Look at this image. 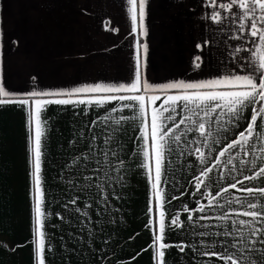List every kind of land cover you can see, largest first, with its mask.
Instances as JSON below:
<instances>
[{
    "label": "crops",
    "instance_id": "obj_1",
    "mask_svg": "<svg viewBox=\"0 0 264 264\" xmlns=\"http://www.w3.org/2000/svg\"><path fill=\"white\" fill-rule=\"evenodd\" d=\"M228 2L216 0L213 7L211 0H147L148 34L139 38L148 45L146 65L141 50L142 76L154 85L180 80L198 82L226 75L252 74L258 78L260 72L252 64L257 41L247 35V27L241 39L233 38L241 35L239 22L233 23L240 9L234 6L229 15L219 8V4ZM128 7L127 0H0V83L11 93L29 98L23 94L130 82L138 37L131 31ZM213 11L227 18L216 24L211 20ZM197 44L203 45V51L196 48ZM237 48L243 50L237 52ZM194 55L201 56L199 69L193 67ZM160 95L163 100V94ZM79 98L87 96L73 97ZM120 107L118 101L102 107L45 106V264H158L150 246L153 232L159 234L160 212L164 213L166 223L165 242L190 246L183 252L177 247L167 249L166 264H223L214 257L197 254L193 247L200 252H222L218 242L225 238L202 237L199 233L223 232L225 225L231 229L232 219L250 218L235 215L244 210L239 203L224 208L208 207L210 197L193 195V177L199 175L202 166L195 155L189 154L196 145L188 149L184 145L188 140L203 138L189 133L179 146L173 143L172 151L165 153L166 183L160 186L163 200L158 208L146 171L140 166V121L117 124L121 116L133 115L129 109L111 111ZM250 115L249 108L245 117ZM247 122L242 119L240 128H233L220 144L213 146L210 164L220 148L235 138ZM215 127L213 124V131ZM29 136L27 106L0 105V264H38ZM240 158L252 159L243 153ZM234 164L241 169L239 160ZM232 168L227 156L222 158L210 174V187L204 191L214 194L234 182L233 177L242 179L239 171ZM221 172L226 179L220 180ZM243 174L251 173L245 168ZM244 184L264 186V181ZM242 196L243 193L231 189L218 200L224 203L226 198ZM73 200L75 204L71 203ZM197 201L205 206L203 213L195 211ZM185 206L192 211L186 212ZM225 212L229 213L228 221L217 219ZM177 215L182 227L172 226ZM189 215L192 221L188 220ZM201 216L209 219H200ZM227 239L232 242L231 237ZM213 241L217 243L213 245ZM253 258L261 260L259 254Z\"/></svg>",
    "mask_w": 264,
    "mask_h": 264
},
{
    "label": "snow or ice",
    "instance_id": "obj_2",
    "mask_svg": "<svg viewBox=\"0 0 264 264\" xmlns=\"http://www.w3.org/2000/svg\"><path fill=\"white\" fill-rule=\"evenodd\" d=\"M146 3L147 0H127L131 31L138 37L135 44L134 76L130 82L95 84L61 91H32L23 94L31 99L21 98L19 94L11 93L3 83H0V105L27 106L31 177L34 189V243L38 264H45L44 253L46 250L44 228L47 213L43 208L44 189L42 185L43 138L47 132V121L42 118L45 106L94 104L102 107L112 101L120 102L121 107L120 109L113 108L111 111L129 109L133 112L131 117L121 116L120 120L116 121L117 124L120 121H140L139 139L143 141L139 148V154L143 157L140 166L146 171L158 208L163 200V190L160 186L162 183H166L163 179L165 153L172 151L173 143L179 146L181 141L185 140L189 133H192L203 138L202 140H188L184 145L185 149L196 145L194 152L190 151L189 154L195 155L202 166L199 175L193 177L195 181L193 195L200 194L210 197L208 207L224 208L225 205L230 207L232 203H239L244 210L241 212L233 210L235 215L250 218L232 219L231 229L225 225L223 232L199 233L202 237L209 235L224 237V240L218 242L223 247L222 252H200L195 247H193V251L199 255L214 257L222 261L223 264H262L264 248H257L256 245H264V186H245L244 182L264 181V0H229L228 3L219 4V8L229 15H232L234 6L240 9V15L233 18V23L239 22L237 26L241 35L234 36V39H241L247 27V35L257 41L255 50L252 52L254 57L252 64L260 72L258 78L252 74L226 75L198 82L180 80L161 85L151 84L146 77L142 76L141 50L143 62L146 65L148 45L141 42L139 38L146 37L148 34L145 25ZM211 3L213 7H216V0H211ZM226 18L219 11L211 13V20L216 24L223 23ZM196 48L203 51L202 44H197ZM241 50L243 49H236L237 52ZM201 62V56L194 55V69H199ZM160 94H163V100ZM82 96H87V99H73V97ZM43 97L66 98L45 99ZM161 100L162 103L157 105V102ZM249 108L251 115L250 118H246L245 112ZM177 117H179L178 120ZM107 119L109 117H105V120ZM242 119L248 120L246 126L236 134L235 138L220 148L214 157V162L210 164L209 158L215 150L213 146L220 144L225 138V134L231 132L233 128H240ZM93 123L95 124V122ZM213 124L216 126L215 131L212 129ZM182 125L183 128H181ZM241 153L244 157L251 156L252 159H241ZM225 156H227V163L233 165L232 171H239L243 178L233 177L234 182L221 187L214 194L205 192L204 189L210 187L209 181L212 179L210 174L214 168L219 167ZM235 160H239L241 169H236ZM257 161L260 163L257 164ZM123 163L120 161L121 166ZM245 168L251 173L250 175L243 174ZM224 179H226L225 174L221 172L220 180ZM237 185L240 187L237 188ZM231 189L243 193V196L226 198L224 203H220L218 198L229 193ZM173 199H178V197H173ZM71 203L75 204L76 201L73 200ZM197 203L198 207L195 211L203 213L205 206L199 205V201ZM184 210L192 211L187 206ZM152 211L150 198L149 212ZM160 216L159 234L153 232V243L150 247L154 250L158 264H166L167 249L177 247L179 251L183 252L186 247L190 246L183 243L178 245L166 243L164 213L160 212ZM200 219H209V217L201 216ZM217 219L226 222L230 219L229 213L225 212ZM188 220L192 221L193 217L189 215ZM172 226H183L178 215L173 217ZM229 237L232 238L231 243L227 239ZM200 243L204 244V241H200ZM216 243L217 241H213V245ZM229 249L235 251H229ZM254 254H259L261 260L254 259Z\"/></svg>",
    "mask_w": 264,
    "mask_h": 264
}]
</instances>
